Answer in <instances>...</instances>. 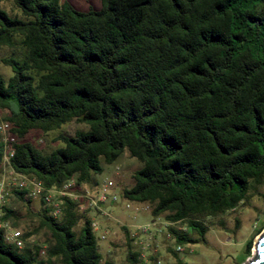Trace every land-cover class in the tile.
Returning a JSON list of instances; mask_svg holds the SVG:
<instances>
[{
  "label": "trees",
  "instance_id": "1",
  "mask_svg": "<svg viewBox=\"0 0 264 264\" xmlns=\"http://www.w3.org/2000/svg\"><path fill=\"white\" fill-rule=\"evenodd\" d=\"M2 1L19 14L0 9V47L20 49L1 59L11 73L0 78V114L13 171L46 188L89 186L101 163L126 152L140 168L119 198L147 205L174 245L205 243L210 227L223 229L215 220L264 183V0H100L86 12L60 0ZM72 121L85 129L58 135L60 147L27 141ZM24 194L13 191L33 225L1 208L22 247L0 228V264H115L100 254L92 212L64 201L53 220ZM39 231L43 246L29 243ZM121 231L122 264H156Z\"/></svg>",
  "mask_w": 264,
  "mask_h": 264
},
{
  "label": "rangeland",
  "instance_id": "2",
  "mask_svg": "<svg viewBox=\"0 0 264 264\" xmlns=\"http://www.w3.org/2000/svg\"><path fill=\"white\" fill-rule=\"evenodd\" d=\"M63 1L78 12L100 8V0H60V2ZM0 9L10 16L18 17L19 15L10 1L0 2ZM19 53L20 49L17 44L10 48L0 47V78L7 80L11 75L10 70L1 64V59L11 55L17 56ZM84 129V125L72 121L43 137L31 133L27 136V141L40 150L49 151L60 147V143L55 141L58 135L72 136L75 131ZM115 167L118 168L117 171L114 170ZM101 168V173L95 176L96 180L99 182L110 180L114 185L112 191L119 196L123 189H128L132 185L131 174L140 168V164L129 158L126 152H123L112 164L104 165L101 163ZM11 178L7 169L0 174V180L4 182L6 193L3 206L17 213L20 225H29L30 227L33 223L27 218L23 204L13 195V191L18 190L10 185ZM250 193L251 196L245 205L239 206L234 211H230L215 220L222 223L223 229L218 226L210 227L205 235V243L183 245L184 251L179 253L174 251V255L167 252V248L174 250L176 245L166 234L162 222L151 218L148 206L129 202V208L124 209V200L120 199L116 206L107 205L103 207L111 219H102L91 215V219L97 222L94 236L97 238L102 233L106 236L105 241H97L100 254L103 259L108 258L115 264L123 263L126 248L121 228H125L129 237L132 238V246L142 254L145 263L155 261L156 264H245L254 256L253 246L256 240L264 236V183L260 186H253ZM30 202L31 210L34 211L39 208L38 200H30ZM236 221L238 222V229L234 234H231ZM137 226L148 227V229L145 234H141L136 231ZM258 228L259 230L255 232ZM43 239L44 233L39 231L30 236L27 241L43 246ZM249 239L251 242L249 254L243 256L244 244Z\"/></svg>",
  "mask_w": 264,
  "mask_h": 264
},
{
  "label": "built area",
  "instance_id": "3",
  "mask_svg": "<svg viewBox=\"0 0 264 264\" xmlns=\"http://www.w3.org/2000/svg\"><path fill=\"white\" fill-rule=\"evenodd\" d=\"M14 139L9 131V126L1 122L0 123V144H1V162H0V174L5 169L8 170V174L12 177L11 183L16 190L24 192V197L27 200H40L43 207L46 208L47 214L53 220H58L61 217L62 207L64 201H69L76 205L79 212L89 210L96 217L102 219H111V217L103 210L104 206H116L120 198L112 191L114 187L110 180H103L101 182L95 181L89 186H77L74 180H70L62 184L59 188H46L40 181L34 178L21 175L13 171L10 166L9 160L13 156L12 144ZM118 170L117 167L114 169ZM5 190L4 182L0 180V217L2 215L1 208L5 204ZM129 202L124 201V209L129 208ZM159 222V221H158ZM163 226L166 224L162 223ZM93 230L97 227V222L91 219L90 223ZM0 228L3 229V237L5 242L11 244L14 248L20 249L22 247V241L20 239L21 232L12 229L8 224L0 223ZM148 227L137 226L136 231L145 234ZM131 237H133L131 235ZM99 241H105L106 236L104 233L97 236ZM174 251L179 253L184 251L183 245H176Z\"/></svg>",
  "mask_w": 264,
  "mask_h": 264
},
{
  "label": "water",
  "instance_id": "4",
  "mask_svg": "<svg viewBox=\"0 0 264 264\" xmlns=\"http://www.w3.org/2000/svg\"><path fill=\"white\" fill-rule=\"evenodd\" d=\"M253 258L245 264H264V236L259 237L253 246Z\"/></svg>",
  "mask_w": 264,
  "mask_h": 264
},
{
  "label": "crops",
  "instance_id": "5",
  "mask_svg": "<svg viewBox=\"0 0 264 264\" xmlns=\"http://www.w3.org/2000/svg\"><path fill=\"white\" fill-rule=\"evenodd\" d=\"M93 179H94L95 181H97L96 178H95V176H93Z\"/></svg>",
  "mask_w": 264,
  "mask_h": 264
}]
</instances>
